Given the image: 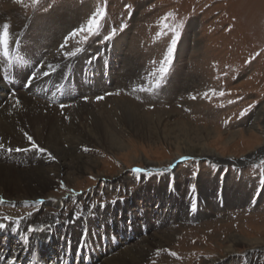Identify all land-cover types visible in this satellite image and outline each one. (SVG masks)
Segmentation results:
<instances>
[{
  "label": "rangeland",
  "instance_id": "obj_1",
  "mask_svg": "<svg viewBox=\"0 0 264 264\" xmlns=\"http://www.w3.org/2000/svg\"><path fill=\"white\" fill-rule=\"evenodd\" d=\"M125 5H131V11ZM98 7H103L106 13L101 21L103 31L86 43L84 37L87 33L71 37L65 52H73L76 48L81 51L77 56L69 57L66 64H84V59L88 64L90 59L87 53L99 56L101 48L103 50L110 41L125 33L127 53L134 56L138 66L147 73L148 83L140 97L132 98L119 92V98L127 97L145 111L178 113L193 125L203 128L204 132L209 130L213 135L208 140L209 148L222 160L240 159L261 144L264 139V0H39L35 5L32 0H21L19 3L17 0H0V25L3 26L5 22L12 33L16 32V25L24 26L27 21L47 14H67L63 19L66 22L73 19L75 23L59 38L61 44L71 32L86 27L88 19ZM1 14L5 16L4 21ZM166 16L168 19L165 21ZM121 24L126 25L123 31L120 30ZM113 27L117 29L113 40L103 42L102 36L107 35ZM20 39L18 37L15 41L21 46ZM173 39L176 43L169 63L166 58ZM183 40L185 50H181ZM162 67L168 69L167 73L160 72ZM176 73L184 77L192 75L195 80L185 83L182 90L174 93L168 88ZM84 83L78 85V89L84 88ZM220 92L225 94L220 96ZM65 95L60 96L70 99ZM100 96H104L100 103L106 104L118 95L103 93ZM69 103L73 101L69 100ZM250 105L251 109L241 116L240 113ZM257 115L258 129L251 130L247 135L245 131L253 125ZM229 133L239 134V137L227 143ZM131 147L123 152L126 153L123 157L99 149L82 152L101 161L98 171L107 178L123 169L128 181L123 186L105 188L101 179L86 175L77 183L65 185V188L72 190L71 193L60 188V184L57 185L52 190L56 197L69 194L83 197L73 202L67 201L64 207L57 210L61 213V220L69 214L77 215L74 220L82 219L85 214L79 215L86 205L101 212L106 206H122L125 199L136 195L141 186L152 183L153 187L159 189L162 180V199V192L165 191L167 198L171 193L176 196L172 199L183 201L180 214L162 227L176 230V237L140 264H202L211 259L221 261L226 238L231 233L249 240H261L264 244V185L259 184L260 175L264 174V164H261L264 158L241 167L227 163L215 164L204 158L180 159L169 168V165L160 164L175 152L167 143L138 145L135 140ZM144 159L160 166L146 169L141 163ZM135 168L146 171L135 173L132 171ZM201 177L210 183L205 195L198 186ZM193 185L195 192L190 191ZM227 186L234 187L233 191L238 189L244 196L240 203H232L229 208L225 205ZM154 190L152 188L151 193ZM90 191H95V195L90 194L86 199ZM7 193L11 194V191ZM156 197H153L156 203H153V207L160 203ZM113 200L116 203H112ZM139 201L135 199L136 203ZM168 203H172L169 208L174 209L173 201ZM192 203L196 204L195 209L191 208ZM131 205H134L132 201ZM33 209L34 205L18 206L0 202V218L7 215L16 219ZM90 218L94 219L95 216ZM72 223L67 221L64 225L70 226ZM82 225L80 223V229ZM233 258L234 261L227 264H264V249L257 254L256 250L238 247Z\"/></svg>",
  "mask_w": 264,
  "mask_h": 264
},
{
  "label": "bare ground",
  "instance_id": "obj_2",
  "mask_svg": "<svg viewBox=\"0 0 264 264\" xmlns=\"http://www.w3.org/2000/svg\"><path fill=\"white\" fill-rule=\"evenodd\" d=\"M66 15L50 13L27 21L24 26L16 25V32L9 31V56L4 57L0 48V78H3V82H0V143L4 144V149H0V202L18 206L34 205L33 210L22 216L27 219L21 221L18 230H13L15 226L0 230V255L9 254V258H12L14 254L22 257L26 253V258L53 261L65 253L69 254L71 264H140L159 247L175 240L176 230L162 227L180 214L183 201L172 199L176 196L171 193L167 198L165 191L162 192V199L161 180L159 189L153 187L152 183L145 184L136 195L125 199L122 206H106L101 212L86 205L79 215L85 214L82 219L74 220L77 215L69 214L61 220V213L57 210L64 207L65 202H73L82 196H54L52 190L59 182L63 181L67 187L86 175H94L105 183V188H114L128 181L123 169L107 178L98 171L101 161L89 153L82 154L84 149H99L123 157L126 155L123 152L131 149L135 140L138 145L163 142L175 152L171 158L160 163L161 166L169 165L170 168L182 157H191L241 167L264 158V139L240 159L222 160L209 148L208 140L213 137L212 133L209 130L204 132L203 128L193 125L178 113L145 111L127 97L119 98V95L109 99L106 104L95 101L97 96L107 92H123L132 98L140 97L148 83L147 73L138 66L135 57L127 53L125 33L110 41L103 50L101 48L99 56L87 53L90 59L88 64L86 59L84 64H66L68 59L64 58L58 47L61 42L59 38L75 23L73 19L66 22L63 19ZM1 16L4 21V14ZM2 29L0 25V32ZM18 37L21 38V46L15 41ZM182 49H186L185 40L182 41ZM37 62L43 65L40 73L47 71L49 75L38 74V79L31 81L32 86L25 87V78ZM192 80H195L192 75L184 77L176 73L168 89L177 93ZM82 82H85V87L78 89ZM11 91L16 93L15 97L9 96ZM61 94H66L70 99L61 98ZM83 97H88V100L85 101ZM16 98L20 100L19 107H13ZM69 100L73 103H69ZM61 103L67 106L61 109ZM258 116L256 123L254 120L253 125L245 131L247 135L251 130L258 129ZM24 133L32 136L41 148L47 149L54 159L34 149L9 153V147H30ZM236 137L239 134L229 133L227 143ZM141 163L146 169L160 166L145 159ZM209 184L203 177L198 180L203 195L207 193ZM152 188L155 189L153 193ZM233 188L225 187L227 208L244 198L238 189L233 191ZM7 191H11V194ZM90 194L95 195V191H90L86 199ZM154 196L160 202L156 207H153ZM135 199L141 202L136 203ZM165 200H172L174 209H170L172 203L169 205ZM131 201L134 205H131ZM29 213L32 215L29 216ZM92 215L95 218L89 219ZM67 221L74 224L64 225ZM80 223L83 224L81 229ZM29 225L38 230L28 232ZM82 233H87L84 243H81ZM226 239L222 260L211 259L202 264L233 262V254L238 247L256 250L257 254L264 249L261 240L245 239L237 233H231Z\"/></svg>",
  "mask_w": 264,
  "mask_h": 264
},
{
  "label": "snow or ice",
  "instance_id": "obj_3",
  "mask_svg": "<svg viewBox=\"0 0 264 264\" xmlns=\"http://www.w3.org/2000/svg\"><path fill=\"white\" fill-rule=\"evenodd\" d=\"M17 2L19 3V2H21V0H17ZM32 2L35 5V4L39 3V0H32ZM131 7H132L131 5H125V8L127 10H129V11H131ZM105 14H106L105 13V9L103 7H98L95 10V12L91 15V17L88 19V23H87L86 27H80L77 30L71 32L67 37L64 38V42L59 45V49H60V51H61V53H62V55L64 56L65 59H68L69 57H75L77 55V53H79L81 51L80 48H76V50L73 51V52H64L63 50L66 48L68 40L71 37L80 35L81 33H87V35L84 37V42L85 43L91 37L99 36L101 34V32L103 31V25L101 24V21L104 19ZM170 15L171 14H169V16ZM167 19H168V16L164 17L165 21ZM125 27H126V25L121 24L120 25V30L123 31V29ZM116 32H117V29L115 27L111 28L110 32L107 35H103L102 36V41L103 42L110 41L116 35ZM175 43H176V40L173 39L172 40V46L168 48V57L166 59H167V62H169V63L171 62V57H172V53H173V50H174V47H175ZM0 48H2V50H3V56L4 57H8L9 56V25L8 24H4L2 32H0ZM93 59H95V57H93ZM41 67H43V65H41L39 62H37V64L34 65L33 70L31 72H29L27 77L25 78V83H24L25 87H29L30 88L32 86L31 85V81H34V80L38 79V74L43 75V76H48L49 75V73L47 71H45L43 73H40V68ZM48 67H51V65H48ZM167 71H168L167 68H163L162 67L160 69L161 73H167ZM0 82H3V78H0ZM112 94L113 93H106V95H112ZM115 94L119 95L118 92L115 93ZM224 94H225L224 92H220V96H223ZM205 95H207V94H205ZM10 96L11 97H15L16 93L15 92H11ZM103 98H104L103 96H97L96 100L99 101V100H102ZM83 99L85 101H87L88 97H83ZM193 99H196V97H193ZM19 106H20V100H19V98H16L15 99V103L13 104V107H19ZM66 106L67 105L64 104V103L60 104V108L61 109L65 108ZM251 107L252 106L250 105L249 108L246 109L244 112H241L240 115L241 116L245 115L246 112L251 109ZM65 119H68V117L65 116ZM24 135H25L27 141L29 142L30 147H28V148H19L18 147V148H15V149H12L11 147H9L7 149V151L9 153H11L13 151H15L17 153L27 152V151H30V150H33V149L38 151V152H40V153H47V149L41 148L38 144H36V142L33 140L32 136L28 135L27 133H24ZM0 149H4V144L0 143ZM84 150L87 151L88 149L85 148ZM47 154L49 155L50 158L54 159V157H52L50 153H47ZM188 159H192V158L191 157H182L181 161L188 160ZM261 164H264V161H261ZM132 171L135 172V173H142L143 171H146V170H142L140 168H135ZM259 184L264 185V174L260 175ZM60 188H65V185H64L63 181L60 182ZM65 190L70 192V193L72 192L71 189L65 188ZM190 191L191 192H195V185H193L191 187ZM34 203H41L42 204L43 201H35ZM112 203H116V201L113 200ZM195 207H196V204L192 203L191 204V208L195 209ZM31 215H32V213H29V216H31ZM24 219H27V217H18L16 219H12L11 217L5 215L2 218H0V230L6 229V228H11L12 226H15L13 228V230H18L21 221L24 220ZM5 222H7V223H5ZM37 230L38 229L33 228L31 225H29L28 228H27L28 232H35ZM86 235H87V233H82V235H81V243L85 242Z\"/></svg>",
  "mask_w": 264,
  "mask_h": 264
}]
</instances>
